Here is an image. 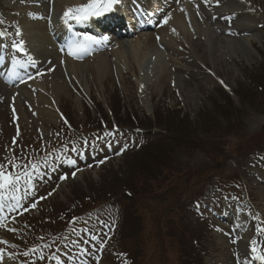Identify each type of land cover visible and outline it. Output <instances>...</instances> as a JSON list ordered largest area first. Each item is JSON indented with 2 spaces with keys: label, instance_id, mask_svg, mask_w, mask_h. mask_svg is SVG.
I'll return each instance as SVG.
<instances>
[{
  "label": "rangeland",
  "instance_id": "rangeland-1",
  "mask_svg": "<svg viewBox=\"0 0 264 264\" xmlns=\"http://www.w3.org/2000/svg\"><path fill=\"white\" fill-rule=\"evenodd\" d=\"M22 1L0 0V24L17 19ZM34 1L49 22L65 11L59 0L27 2ZM253 3L264 14V0ZM223 22L232 25V18ZM253 29L249 56L236 42L235 54L215 45L177 82L150 58L140 70L125 59L122 71L96 73L87 57H67L79 66L60 76L61 87L45 76L55 72L47 68L51 57L34 68L43 89L0 79V164L40 165L31 189L21 181L19 207L10 210L15 201L0 190V253L7 255L0 264H216L221 251L236 260L230 227L253 209L262 224L254 217L246 230L264 227V185L256 184L264 174V25ZM149 33L110 39L96 52L107 59L118 47L127 55L130 43ZM154 159H164L156 171ZM212 213L226 224H215ZM260 238L256 246L264 250ZM60 243L63 251L55 248Z\"/></svg>",
  "mask_w": 264,
  "mask_h": 264
},
{
  "label": "bare ground",
  "instance_id": "bare-ground-1",
  "mask_svg": "<svg viewBox=\"0 0 264 264\" xmlns=\"http://www.w3.org/2000/svg\"><path fill=\"white\" fill-rule=\"evenodd\" d=\"M24 0L17 5L16 9L20 12L17 19L11 24L2 25L1 29H6L8 39L19 40L20 37L15 35L16 27L18 26L22 30V38L25 41V47L28 55H31L36 63L41 62L43 59H49L51 57L50 64L47 68H54L53 74L46 73L45 76H50L51 81L60 87L63 86V82L60 76L64 75V79L69 78L71 73L78 69V64L69 61L65 56H60L56 52L55 38L59 34V26L57 24H50L47 21L41 11V4L34 1V3ZM38 1V0H37ZM142 0H129L131 3H135L134 12L142 14L144 21L147 19L146 11H152L151 7L155 11H159L163 14L161 18L171 13V19L167 25L161 26L159 30L153 34H147L137 38L133 44L130 43L127 55L122 54L118 47L112 48L109 52L107 59L103 58L104 55H96L91 57L88 62L94 67L96 73H100L103 70L112 68V70L122 71L126 60L133 61L135 68L139 69L141 66L148 62V59L154 60L157 70H160L165 79L171 82H177L181 80V71L191 64L196 67V64L203 65L206 58L209 57L210 49L218 45L217 52H226L235 54L232 44L236 42L241 46L244 51V55H250L251 39H254L256 30L254 26L264 25V14L261 13L253 0H219V3H215V0H149L151 5L147 7H138L137 3ZM147 1L149 4L150 2ZM64 5L63 9L69 7H75L82 5L78 0H59V9ZM143 8V10H141ZM138 9V10H137ZM184 9L185 11H181ZM60 11V10H59ZM63 12V10L61 11ZM199 12V14H197ZM33 13V16L28 15ZM117 19L120 23L122 21V12L118 10L116 12ZM133 13V11H132ZM134 14V13H133ZM149 14V13H148ZM115 15V16H116ZM225 17L232 18V25L225 24L222 20ZM130 17V16H129ZM104 17L95 18L94 23L102 21ZM158 19L152 22H156ZM115 20H112L107 25H110ZM134 28H140L141 24L135 18ZM151 22V23H152ZM131 24V22H129ZM149 23L144 24L143 29H148ZM151 25V24H150ZM98 28V26H97ZM175 29V32H173ZM257 29V28H256ZM107 32V31H105ZM114 35V34H113ZM102 37H108L109 34H103ZM115 37V36H113ZM159 37V39H157ZM4 41L0 40V53L4 57V65L11 66L14 70L17 66L16 60L19 58L17 55L12 54L11 51H6L3 48ZM11 42L8 43V46ZM101 46V45H100ZM9 48V47H8ZM98 48V47H97ZM180 49V50H177ZM67 53V52H66ZM169 56L168 63H164V57ZM12 58V59H11ZM23 59V58H22ZM110 59V60H109ZM126 59V60H125ZM8 60V61H7ZM63 67H61V62ZM107 61L109 65L107 64ZM21 64V72L32 71L30 66H24ZM17 70V68L15 69ZM207 79H210L206 76ZM199 78L197 77L196 80ZM60 83V84H58ZM28 85L39 87L43 89V84L38 79H32L27 83ZM58 86V88H60ZM23 90V88H22ZM36 99L40 102H44V98L40 94L36 95ZM53 117V116H52ZM55 117V116H54ZM264 183V175L258 180ZM264 194V190H262ZM264 200V197H263ZM235 220V219H233ZM244 220L241 221L243 223ZM248 234L240 231L238 234V262L240 264H264V260L258 258L264 254L260 248H257V252H252V244L248 242ZM216 242H218L220 248H222L226 242L223 240L221 234H216ZM7 256H0L2 263H7ZM216 264H235V260L232 259L228 253L225 254L221 251L216 258Z\"/></svg>",
  "mask_w": 264,
  "mask_h": 264
},
{
  "label": "snow or ice",
  "instance_id": "snow-or-ice-1",
  "mask_svg": "<svg viewBox=\"0 0 264 264\" xmlns=\"http://www.w3.org/2000/svg\"><path fill=\"white\" fill-rule=\"evenodd\" d=\"M122 3V0H89L87 4L79 5L75 7H69L65 10L63 13V21L65 24H68L70 20L75 21L76 23H85L88 22L93 17L102 16L105 13L112 12L115 10L116 6L120 5ZM215 3H219V0H215ZM181 11H185L184 9H181ZM199 14V12H197ZM28 15L33 16V13H29ZM171 19V13L165 14L161 20H159L157 23L159 26L167 25L169 20ZM227 20H231V17H225ZM173 32H175V29H173ZM6 35V32L0 31V37H3ZM15 35L20 37L19 40H13L11 47L17 52V53H25L26 47H25V41L22 38V30L17 26L15 30ZM108 37H102L97 38L92 35L84 34L82 38H77L72 43L68 45V55L73 56L75 58H80L83 54L88 53L94 45H98L102 42H106ZM159 39V37H157ZM28 61L32 64L33 67H36V61L33 59L31 55L28 56ZM48 71H54V69L49 68ZM44 72L39 71V68H37V75H44ZM32 78V77H29ZM223 83V81H221ZM75 150V149H73ZM46 160V158H45ZM74 164L75 161H72ZM103 163V161H101ZM31 168V172L28 170ZM39 163H29L27 165H21L17 163H9L7 166L5 164H0V190H3V193L11 194V199L15 201L14 204L10 205V210H13L17 207H19V201L20 197L17 195V193L20 191V185L21 181H23V184L27 186L28 189H31L32 185V179H33V173L39 175ZM9 169H21V171H10ZM73 176H75V173H73ZM67 177H61V179H66ZM3 193H0V199L3 198ZM51 195V193L49 194ZM44 197H41L43 199ZM32 207L35 208L36 205L32 204ZM3 209V205H0V210ZM3 217H0V220H2ZM75 219V218H74ZM258 231H264V228L257 229ZM93 239H96V237H93ZM252 252H257V241L252 240ZM35 251V249H33ZM27 255V253H25ZM44 257L41 256V259ZM258 258L264 260V254L260 255ZM34 264V262H33Z\"/></svg>",
  "mask_w": 264,
  "mask_h": 264
},
{
  "label": "trees",
  "instance_id": "trees-1",
  "mask_svg": "<svg viewBox=\"0 0 264 264\" xmlns=\"http://www.w3.org/2000/svg\"><path fill=\"white\" fill-rule=\"evenodd\" d=\"M177 136H178V135H177ZM160 162L163 163V162H164V159H160V161L158 162V164H159ZM158 164H157V160L154 159V161H153V165L151 166V170L153 171V170L157 169V165H158ZM155 171H156V170H155ZM81 213H82V212H79L78 215L81 214ZM76 215H77V213L73 214V215H72L73 217L71 216V218H74ZM125 215H126V214H125ZM126 216H127V215H126ZM71 218H70V219H71ZM125 219H126V217H125ZM134 223H135V222H134ZM134 225H135V227L137 226V224H134ZM129 262H130V260H129ZM127 263H128V261H126V264H127ZM129 264H130V263H129Z\"/></svg>",
  "mask_w": 264,
  "mask_h": 264
}]
</instances>
